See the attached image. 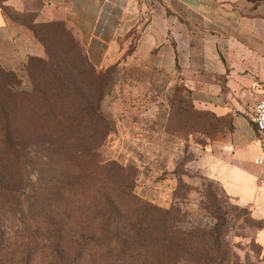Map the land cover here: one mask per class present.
<instances>
[{
    "label": "crops",
    "instance_id": "1",
    "mask_svg": "<svg viewBox=\"0 0 264 264\" xmlns=\"http://www.w3.org/2000/svg\"><path fill=\"white\" fill-rule=\"evenodd\" d=\"M4 6L25 8L24 0H0V69L27 83L28 58H48L37 26L64 22L87 60L110 69L113 99L122 91L145 99L132 108L145 118L132 126L142 130L149 118L158 132L130 138L166 136L169 101L180 89L214 121L198 148L201 172L264 220V156L250 118L264 99V0H44L30 25L13 22Z\"/></svg>",
    "mask_w": 264,
    "mask_h": 264
},
{
    "label": "rangeland",
    "instance_id": "2",
    "mask_svg": "<svg viewBox=\"0 0 264 264\" xmlns=\"http://www.w3.org/2000/svg\"><path fill=\"white\" fill-rule=\"evenodd\" d=\"M43 1L24 0L23 11L17 12L6 6L4 12L13 22L27 24L34 12L32 10H36ZM60 30L58 28L54 32ZM62 36L67 41L66 46L70 47V56L74 58L71 37L63 32ZM54 46L57 60L46 66V70L38 67L34 76L40 93L54 94L49 89L55 85L56 89L68 95L33 97L29 99L32 103L24 99L19 101L22 120L12 122L21 134L26 131L20 141L29 143L30 147L9 156L8 160H14L18 166L15 170L43 179L63 173L82 177L97 174L102 170L103 162H112L104 168L106 179L100 185L103 188L94 181L91 188L96 192L103 189L112 193L110 202L121 211L128 210L127 217L140 210H149L148 206L152 205L158 209L153 214L155 219H159L162 213L164 218L171 220L173 227L181 228L188 237V230L194 225L199 226L203 240L199 235L193 239L197 241L194 254L198 257L206 251L205 239L209 240L208 244H213L210 230L219 225L215 245L219 246L216 255L218 258L222 256V264H264V220L254 218L247 206L239 205L225 194L221 186L205 176L198 166V148L206 143V133L211 131L208 122L214 121L195 112L182 91L176 89L173 100L169 101L171 108L163 130L167 135L163 138L132 139V133L135 136L149 134L153 130L158 132L149 118L144 122L146 131L143 127L141 130L132 126L138 118H145L132 112V108L145 103V99L126 95L125 91L121 92L118 100L113 99L107 92L109 80L103 84V74H96L89 67L82 71V64H71L69 58L59 53L57 44ZM4 80L5 76L0 74V81ZM27 81H19L15 87L25 92L31 85L28 74ZM101 87L104 90L99 99L97 90ZM2 93L8 92L2 88ZM38 101L41 103H36ZM30 103L36 104L42 112L26 121L25 110ZM99 115L104 120L99 119ZM103 127L108 131L101 132ZM2 140L0 137V145ZM46 189L36 187L35 193L42 196L41 201L48 192ZM85 203L87 201L77 203L69 219L68 216L64 218L76 235L85 230L82 211ZM38 246L27 253V264H69L74 252V247L71 248L68 242L58 250L43 245L39 240ZM88 251L82 249L79 253ZM86 257H82L78 264H104L97 257L96 260ZM21 260L25 261L21 253L16 252L5 264H23Z\"/></svg>",
    "mask_w": 264,
    "mask_h": 264
},
{
    "label": "trees",
    "instance_id": "3",
    "mask_svg": "<svg viewBox=\"0 0 264 264\" xmlns=\"http://www.w3.org/2000/svg\"><path fill=\"white\" fill-rule=\"evenodd\" d=\"M58 28L62 31L54 32ZM36 31L45 39L48 58L36 56L28 58L25 68L30 87L25 92L19 91L15 87L19 82L16 74L0 69V74L5 76V80L0 81V137L3 138L0 145V264H5L16 252H20L25 259L21 262L27 264V253L40 247L38 240L53 250L64 247L68 242L71 248L74 247L69 264H78L85 256L90 260H96L97 257L104 264H222V256L218 258L216 255L219 246L215 245L219 225H214L210 230L214 238L211 240L213 244H208L209 240L205 239L206 251L198 257L194 254L197 241L193 239L194 236L203 233L199 226L194 225V228L189 229L188 237L181 228L173 227L171 220L164 218L162 213L159 219H155L153 214L158 212V209L152 205L148 206L149 210H140L127 217L128 210L121 211L112 201L110 202V198L111 200L113 198L112 193L103 189L99 192L94 191L91 183L94 181L100 187L102 181L106 179L104 168L112 162H103L99 173L82 177L63 173L43 179L15 170L18 166L14 160L8 158L13 156L15 151L30 147L29 143L20 141L26 131L21 134L18 129L16 130L17 125H13L12 122L22 120L19 101L24 99L32 103L29 99L33 97L68 95L56 89L55 85L49 89L54 91V94L40 93L37 77L34 76L38 67L46 70V66L57 60L53 51L56 48L54 43L57 44L59 53L71 60V64H82V71L84 67H89L94 73L103 74V84L110 77L109 68L97 69L87 60L64 22H44L37 26ZM62 32L67 33L72 39L74 58L70 56L72 52L70 47L66 46L67 41ZM2 88L8 93L1 94ZM103 90L104 87L97 90L99 99L103 95ZM31 103L25 110L26 121H31L35 114L42 112L36 104ZM99 119L104 120V117L99 115ZM106 131L108 128L105 127L101 130L103 133ZM37 186L47 188L48 192L44 194L46 196L43 201L42 196L35 193ZM100 200L103 203H100ZM86 201L82 209L85 230L76 235L68 220L65 222L64 218L68 216L69 219L77 203ZM82 249L89 251L85 254L79 253Z\"/></svg>",
    "mask_w": 264,
    "mask_h": 264
},
{
    "label": "built area",
    "instance_id": "4",
    "mask_svg": "<svg viewBox=\"0 0 264 264\" xmlns=\"http://www.w3.org/2000/svg\"><path fill=\"white\" fill-rule=\"evenodd\" d=\"M250 118L260 133L261 154L264 156V99L258 100L254 104Z\"/></svg>",
    "mask_w": 264,
    "mask_h": 264
}]
</instances>
